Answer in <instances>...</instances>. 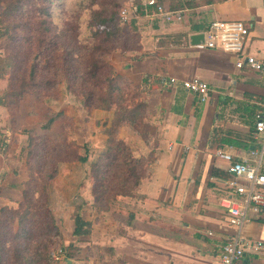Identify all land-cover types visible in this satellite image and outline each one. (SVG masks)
Returning <instances> with one entry per match:
<instances>
[{"label":"rangeland","instance_id":"1","mask_svg":"<svg viewBox=\"0 0 264 264\" xmlns=\"http://www.w3.org/2000/svg\"><path fill=\"white\" fill-rule=\"evenodd\" d=\"M16 1L0 0V12ZM125 2L24 0L20 12L4 18L10 28L0 40V198L9 202L0 205L4 264H103V223H113L114 233L115 223L127 222L117 207L128 209L150 174L147 159L156 149H143L155 144L159 125L156 86L122 65L138 51L139 34L123 24L114 39L95 35L103 19L97 14L118 12L122 23ZM78 209L92 224L88 236L73 235ZM20 255L25 260L16 263Z\"/></svg>","mask_w":264,"mask_h":264},{"label":"crops","instance_id":"2","mask_svg":"<svg viewBox=\"0 0 264 264\" xmlns=\"http://www.w3.org/2000/svg\"><path fill=\"white\" fill-rule=\"evenodd\" d=\"M158 1L173 13L171 20L143 0L125 4L140 41L122 65L128 64L124 70L135 80L156 86L159 125L155 144L143 149H156L147 159L150 174L129 208L117 207L127 222L115 223L114 233L113 223H103V264H220V247L235 228L221 206L231 175L217 152L241 161L252 160L259 149L255 117L264 112V75L237 69L234 56L201 48L203 41L194 44L192 37L204 35L215 21H242L251 31L246 51L264 59V0ZM192 78L210 85L206 102L182 87ZM6 203L0 198V205ZM244 232L264 240V215L254 214ZM242 263L264 264V255L246 256Z\"/></svg>","mask_w":264,"mask_h":264},{"label":"built area","instance_id":"3","mask_svg":"<svg viewBox=\"0 0 264 264\" xmlns=\"http://www.w3.org/2000/svg\"><path fill=\"white\" fill-rule=\"evenodd\" d=\"M143 1L146 8L155 7L158 15L167 20L172 19L173 13L168 12L158 0ZM130 12L129 9L122 11L123 23L130 20ZM250 32V28L242 21H215L204 33V41L199 47L231 54L237 69L264 75V59L246 51ZM171 82L179 83L176 79ZM181 85L198 95L202 102L208 100L211 88L207 82L192 78L184 80ZM255 130L260 147L251 152L252 160L239 161L231 153L223 150L217 152V157L228 164L227 171L231 175L229 192L221 199V206L226 211L227 224L235 228V232L220 247V264H243L246 256L264 255V240L251 238L244 232V227L254 214L264 215V112L256 114ZM209 236H214V233L209 232Z\"/></svg>","mask_w":264,"mask_h":264},{"label":"trees","instance_id":"4","mask_svg":"<svg viewBox=\"0 0 264 264\" xmlns=\"http://www.w3.org/2000/svg\"><path fill=\"white\" fill-rule=\"evenodd\" d=\"M24 0H17L16 2L10 4L11 6L8 7L5 11L0 12V40L2 38H4L6 35L9 34V30L10 28L5 24L4 18L6 16H9V14L13 11H16L17 13L20 12V6L23 4ZM40 2H49L50 0H38ZM35 2V1H34ZM126 4V2H125ZM124 4V7L126 6ZM138 12L140 13V15H143L145 10L142 8V6L139 5L138 7ZM45 13L48 14L47 9L45 10ZM104 12L103 15L102 13H98L97 14V18H101L103 16V19L100 20L101 22V26L98 28L97 32H96V36H100L102 34H105L106 39L110 40V39H114L116 38V36H118L119 31H123V27L121 28V26L124 24L125 26H132V22L128 21L127 23H121L120 17L118 19V22H116L117 20V15H119L118 12H111L107 15V17L104 18ZM121 16V15H120ZM121 25V26H119ZM104 67V66H103ZM99 68V67H98ZM104 69V68H103ZM35 77V72L32 73V77ZM110 81L112 82V89L114 87V83L115 80H113V78L110 79ZM112 93V92H111ZM5 105V98L0 97V106ZM54 120L52 119L50 122H53ZM86 161V159H84ZM91 228H92V224L88 221H86L83 216H82V211H80V209H78L76 215H75V230L73 235L75 237H82V236H88L91 234ZM22 232H25V228H22ZM5 257H6V246L5 243L0 239V264H4L5 263ZM25 260V257L20 255L19 258L16 259V263H22Z\"/></svg>","mask_w":264,"mask_h":264},{"label":"water","instance_id":"5","mask_svg":"<svg viewBox=\"0 0 264 264\" xmlns=\"http://www.w3.org/2000/svg\"><path fill=\"white\" fill-rule=\"evenodd\" d=\"M192 40H193L194 44H198L201 41H204V35L200 34V35H197V36H193Z\"/></svg>","mask_w":264,"mask_h":264}]
</instances>
